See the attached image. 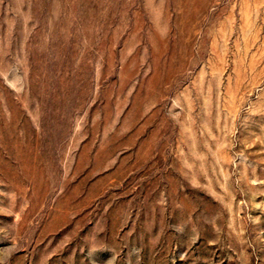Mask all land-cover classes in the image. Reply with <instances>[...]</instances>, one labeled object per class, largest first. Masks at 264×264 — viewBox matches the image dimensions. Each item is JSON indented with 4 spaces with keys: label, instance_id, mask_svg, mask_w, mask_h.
I'll list each match as a JSON object with an SVG mask.
<instances>
[{
    "label": "rangeland",
    "instance_id": "rangeland-1",
    "mask_svg": "<svg viewBox=\"0 0 264 264\" xmlns=\"http://www.w3.org/2000/svg\"><path fill=\"white\" fill-rule=\"evenodd\" d=\"M0 264H264V0H0Z\"/></svg>",
    "mask_w": 264,
    "mask_h": 264
}]
</instances>
